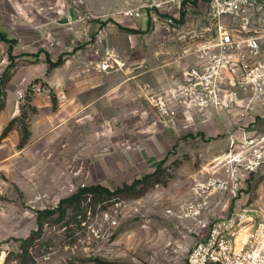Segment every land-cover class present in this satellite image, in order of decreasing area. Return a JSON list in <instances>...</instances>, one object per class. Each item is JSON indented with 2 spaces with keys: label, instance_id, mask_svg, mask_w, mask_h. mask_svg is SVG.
<instances>
[{
  "label": "rangeland",
  "instance_id": "1",
  "mask_svg": "<svg viewBox=\"0 0 264 264\" xmlns=\"http://www.w3.org/2000/svg\"><path fill=\"white\" fill-rule=\"evenodd\" d=\"M130 7L147 17L124 15ZM166 16L174 18L169 29ZM206 27V37L193 36ZM212 29L206 5L193 0L179 9L173 0H0V30L15 39L12 59L0 40V100L14 94L19 109L8 139L0 136V232L11 229L0 238V264H185L202 222L253 201L264 207V167L233 180L230 163L217 160L231 137L264 129L187 109L166 88ZM59 57L50 68L46 59ZM98 75L108 76L107 93L81 92L93 100L73 112L58 106L55 90ZM121 79L125 88L113 90ZM41 95L49 105L37 108ZM21 113L29 138L19 148ZM147 174L137 195L88 194L58 208L79 187L114 190ZM45 208L56 211L39 226Z\"/></svg>",
  "mask_w": 264,
  "mask_h": 264
},
{
  "label": "built area",
  "instance_id": "2",
  "mask_svg": "<svg viewBox=\"0 0 264 264\" xmlns=\"http://www.w3.org/2000/svg\"><path fill=\"white\" fill-rule=\"evenodd\" d=\"M173 1L179 9L184 0ZM203 1L213 21V36L193 48L196 64L181 72L180 82L168 94L179 96L187 109L234 111L235 127L264 129V0ZM124 15L147 17L140 7H130ZM149 16L157 20L154 14ZM161 22L169 29L174 18L166 16ZM210 29L193 36L206 37ZM229 144L228 152L217 160L230 163L226 171L233 180L264 167V130L231 137ZM235 189L232 185L231 191ZM262 204L249 202L202 222L205 229L196 232L185 264H264Z\"/></svg>",
  "mask_w": 264,
  "mask_h": 264
},
{
  "label": "crops",
  "instance_id": "3",
  "mask_svg": "<svg viewBox=\"0 0 264 264\" xmlns=\"http://www.w3.org/2000/svg\"><path fill=\"white\" fill-rule=\"evenodd\" d=\"M196 2L198 4L200 3H204L206 5V2L203 0H196ZM206 9H207V5H206ZM197 60L195 58V56H190L189 58H182L179 61V65H177V67L175 66L172 71L170 72V78L168 81V84L166 86V88H170L175 86L176 84H178L180 82L181 79V72L184 71L185 69H187L188 67L196 64ZM153 76L157 77V72L153 73ZM154 79V78H153ZM158 79H161V77H158ZM108 76L107 75H98L97 77H92L91 79H86V78H79V81L72 84L69 83L68 84V88L67 91L62 89L60 90H55L56 92V98L58 101V106L61 109H64L66 112L69 111H76L79 110L82 106H85L88 103H91V101L93 100H89L87 102H83L82 98H81V92L83 91H87V90H92V89H99V93L100 94H105L108 92ZM54 84L56 83L55 81ZM114 89L113 90H123L125 88L124 85V81L119 80L115 85H114ZM85 88V89H84ZM99 97V96H98ZM15 95L14 94H8L7 93V98H6V102H5V107L3 110L0 111V127L3 125H6V123L8 122L9 119H11L15 114H17V112L19 111L18 109V102L15 99ZM49 97L47 95H41L40 97L37 98L36 100V106L37 108H43L46 105H49ZM100 98H102V96H100ZM215 112V111H214ZM217 117H222V118H226L224 120L225 123H228V125L230 124L231 127L233 126V121L230 122L228 119V113L224 112V111H220V112H215ZM202 121H200L201 123ZM200 123H198L199 126L201 125ZM202 124L204 126H209L207 123L202 122ZM234 127V126H233ZM12 134V133H11ZM32 136H31V140H34V136L33 133L31 132ZM7 137H9L7 134L3 137V140L8 139ZM15 139V138H13ZM18 141V138H17ZM218 216V215H217ZM216 217V216H213ZM212 217V218H213ZM211 218V219H212ZM11 233V229L9 227H3L2 231L0 232V238L4 239L6 238V236L8 234Z\"/></svg>",
  "mask_w": 264,
  "mask_h": 264
},
{
  "label": "trees",
  "instance_id": "4",
  "mask_svg": "<svg viewBox=\"0 0 264 264\" xmlns=\"http://www.w3.org/2000/svg\"><path fill=\"white\" fill-rule=\"evenodd\" d=\"M188 1V0H184L183 2ZM193 2H196V0H193ZM183 17V11L180 12V18ZM0 40H4L9 42V47H8V53H9V58L12 59L13 55L11 54V46L12 44L15 42V39H10L6 36V34H4L1 30H0ZM48 66L50 68L56 67L57 65H59L62 61V59L59 57L57 60L52 61L50 59H46ZM3 79H2V84H4V82L7 80V73L5 72ZM1 80V79H0ZM54 100V99H53ZM5 101L0 100V110L3 108ZM23 113H21L20 117L22 118L21 121V126H20V138L17 144V147L21 148L23 147L29 138V130L26 126V124L23 122L24 119V115L22 116ZM19 117H13L11 120H9V122L6 124V126L3 128L0 136L4 137L12 128L13 123L18 120ZM158 169L159 167L155 168L154 170V174L158 173ZM151 174H147L144 175L142 178H135L133 179L131 182L129 183H124L122 186L116 187L114 190H110L109 188L101 185V184H92V185H87V186H83V187H79L75 192H73L72 194H70L69 196L62 198L59 203H58V208L60 210V212H62V207L66 204H80V202L84 199L85 196H87L88 194H91V196H93L96 199H109L112 196H116L118 194H122V193H133L132 195H137L136 193V186L139 183H142L144 181L147 180V178L150 176ZM56 211V209H42L37 211V224L39 226H41V222H42V217L44 216H49L51 214H53ZM33 234V233H32ZM27 241V240H26ZM25 241V242H26ZM99 264H112V263H104L102 261H97Z\"/></svg>",
  "mask_w": 264,
  "mask_h": 264
}]
</instances>
